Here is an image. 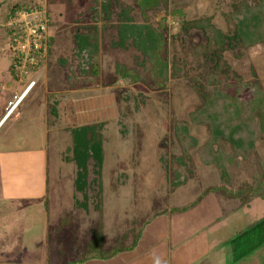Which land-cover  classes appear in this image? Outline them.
<instances>
[{
	"label": "rangeland",
	"instance_id": "obj_1",
	"mask_svg": "<svg viewBox=\"0 0 264 264\" xmlns=\"http://www.w3.org/2000/svg\"><path fill=\"white\" fill-rule=\"evenodd\" d=\"M117 2L129 6L133 21L141 23L135 0ZM89 4L90 0H0V83L10 77L13 80L4 30L15 11L45 12L47 33L52 38L41 70L27 76L35 85L19 107L23 115L17 121L9 119L0 129V154L35 147L40 135L33 129L28 133L30 126H26L27 131L22 128L35 107L41 106L45 119L46 102H57L55 121L44 123V139L40 140L45 150L42 196L5 198L0 189V264H124L149 249L142 256L150 260L146 264H160L157 251L162 249L168 260L182 251L181 261L171 264H264V200L255 199L241 208L237 201L226 200L219 193L205 194L206 189L220 185L221 175L214 166L203 165L196 150L190 151L192 175L175 190L169 186L168 160L178 153L172 123L186 120L199 104L187 78L210 67L189 50L202 42L199 32L183 34L177 23L210 17L222 32L232 31V24L222 17L230 10L231 0H167V9L178 10L179 16L147 13L153 27L156 23L164 27L163 56L178 69L163 91L121 81L110 84L116 63L135 68L144 76L136 50L111 47L116 40L115 6L109 22L112 26L103 32L97 53L98 75L79 74L77 60L72 57V34ZM222 61L242 81L255 80L264 93V45L226 50ZM68 73H76L74 82L67 81ZM23 84L17 86L16 97ZM15 88L12 85L9 92L0 95V109ZM243 97L248 98L247 94ZM90 123L102 125L98 211L92 209L90 201L85 209L76 208L82 196L71 185L74 169L61 161L70 143L63 128ZM188 132L199 146L207 138L203 126H189ZM217 146L226 156L230 188L250 181L259 163H264V135L244 162L231 155L226 142L219 141ZM207 231L214 233L207 237Z\"/></svg>",
	"mask_w": 264,
	"mask_h": 264
},
{
	"label": "trees",
	"instance_id": "obj_2",
	"mask_svg": "<svg viewBox=\"0 0 264 264\" xmlns=\"http://www.w3.org/2000/svg\"><path fill=\"white\" fill-rule=\"evenodd\" d=\"M134 4L141 23L133 21L131 8L120 6L117 0H90L72 34V57L77 60L76 66L80 75H98L97 53L103 32L106 27L112 26L109 22L115 6L118 9L114 25L116 40L111 42V47L122 50L130 46L136 50L141 57L138 66L144 68V76L135 68L116 63L113 69L114 79L110 84L121 81L125 84H142L150 91H163L167 87L168 79L178 69L173 61L168 62L163 56L166 47L164 27L158 23L153 27L148 21L147 13L163 12L165 16L172 17L179 16L178 10H168L167 0H135ZM85 15H88V19L84 18ZM222 17L232 24V31L222 32L211 23L210 17L180 19L177 23L179 32L183 34L192 30L199 32L202 42L190 46L189 50L192 56L203 57L205 63H210V67L203 73L187 78L199 104L187 114L186 120L175 119L172 123L171 134L178 153L171 155L168 160L171 174L169 186L175 190L192 175L190 151L196 150L201 163L214 166L221 175L220 185L206 189L205 194L219 193L224 199L235 200L240 207H247L255 199L264 200V163H259L258 170L251 174L250 181L237 188H230L224 164L226 156L217 144L219 141L226 142L231 155L240 157L241 162L246 160L248 154L254 151L255 142L264 135V93L255 80L242 81L241 77L231 73L222 61V54L226 50L264 45V0H231L230 10ZM4 31L7 39L8 31ZM51 41L49 36L47 55ZM237 54L236 57L239 56ZM76 73H68L67 81L74 82ZM251 74L253 75L252 70ZM245 94L247 99L243 97ZM46 103L48 118H45V122L51 124L56 118L57 102ZM189 126H203L206 129L207 138L201 146L189 135ZM101 129V123L77 124L63 128L70 143L65 147L61 161L72 165L74 172L71 185L82 196L81 202L76 203L77 206L75 204L76 208L85 209L90 201L92 209L99 210L102 197ZM165 165L164 169H167ZM179 171H182L181 175Z\"/></svg>",
	"mask_w": 264,
	"mask_h": 264
},
{
	"label": "crops",
	"instance_id": "obj_3",
	"mask_svg": "<svg viewBox=\"0 0 264 264\" xmlns=\"http://www.w3.org/2000/svg\"><path fill=\"white\" fill-rule=\"evenodd\" d=\"M39 70H41V68H38L35 72ZM35 72H33L32 74H34ZM12 85H15L16 87L13 91L14 95H12L10 99L8 98L5 101V104L0 109V129L9 119L12 118L13 120L17 121L23 115V113L19 111V107L24 102L27 94L20 101V103L16 105V107L13 109V111L10 114L6 115L5 113L7 103L11 102L13 100V97H16L17 95L16 90H17V86L19 87V83L13 81L11 77L10 79H5L3 82L0 83V95H2V93L6 91L9 92L10 89L12 88ZM43 117H44V112L41 106L35 107L33 114L30 115L27 123L22 128L26 130V126L27 127L30 126L28 127V131L26 130L28 133L33 129L35 132H37L40 135L38 137V141L35 147L16 150L13 152H4L0 154V189L2 191L3 197L5 198L11 197L17 199H23V198L37 199L41 197L44 192L45 150L43 148L44 146L43 143L41 144L40 141L41 139H44L43 134H44L45 119ZM213 233L207 231V237L209 235H213ZM150 250L151 249L142 252L140 255L135 256L137 258H133L129 263L126 261L124 264L148 263L150 260H147L146 259L147 257L144 259L142 256L148 253ZM195 250L196 249H193L192 251L195 252ZM157 252L159 253V255ZM157 252H155V255L160 256V259L158 260V263L160 262V264L161 261L169 262L168 264H171V262L174 260L175 263H178L179 261H181L180 260L181 257L183 258L182 251H181V255L176 254L173 260H170V257L168 260L167 258L168 254H166V250L162 249ZM119 263L120 262H117L116 264Z\"/></svg>",
	"mask_w": 264,
	"mask_h": 264
},
{
	"label": "built area",
	"instance_id": "obj_4",
	"mask_svg": "<svg viewBox=\"0 0 264 264\" xmlns=\"http://www.w3.org/2000/svg\"><path fill=\"white\" fill-rule=\"evenodd\" d=\"M47 18L45 12L29 9L15 11L5 23L8 31L6 39L7 58L10 62L13 81L24 84L17 97L6 105V115L10 114L19 101L35 85L27 77L42 67L47 55Z\"/></svg>",
	"mask_w": 264,
	"mask_h": 264
},
{
	"label": "bare ground",
	"instance_id": "obj_5",
	"mask_svg": "<svg viewBox=\"0 0 264 264\" xmlns=\"http://www.w3.org/2000/svg\"><path fill=\"white\" fill-rule=\"evenodd\" d=\"M25 95H26V94H25ZM25 95H24V96H25ZM23 98H24V97H23ZM23 98H22V99H23ZM22 99H21V100H22ZM21 100H20V101H21ZM20 101H19V103H20ZM19 103H18V104H19ZM18 104H17V105H18Z\"/></svg>",
	"mask_w": 264,
	"mask_h": 264
}]
</instances>
